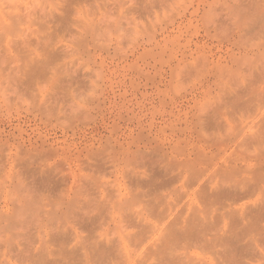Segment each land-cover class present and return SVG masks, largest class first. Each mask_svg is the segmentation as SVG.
I'll return each instance as SVG.
<instances>
[{"label": "rangeland", "instance_id": "374dc122", "mask_svg": "<svg viewBox=\"0 0 264 264\" xmlns=\"http://www.w3.org/2000/svg\"><path fill=\"white\" fill-rule=\"evenodd\" d=\"M0 132V264H106L53 261L100 196L112 264H264V0H0Z\"/></svg>", "mask_w": 264, "mask_h": 264}, {"label": "bare ground", "instance_id": "6f19581e", "mask_svg": "<svg viewBox=\"0 0 264 264\" xmlns=\"http://www.w3.org/2000/svg\"><path fill=\"white\" fill-rule=\"evenodd\" d=\"M1 134V132H0ZM9 143L6 141H3L0 137V162L3 160V157L7 154H5L6 151H9V147L7 146ZM3 146H7L3 149H1ZM163 154V153H162ZM165 154V153H164ZM163 154V155H164ZM162 155V156H163ZM160 157V156H159ZM163 156L162 159H167V163L161 164L163 168L170 167L174 164L173 161H168V158ZM159 158V162L162 163V160ZM173 162V163H172ZM253 183L260 181V184L263 181V178H254L251 180ZM143 181H135L136 184L141 183ZM252 187V184L250 185ZM200 189L203 193H210L213 194V196L220 195L222 197H226L229 195V193L235 192V190H228L225 189L218 185L217 183L212 184L210 181L205 182L204 184L200 185ZM224 190V191H222ZM222 191V192H221ZM240 192H247L245 188H242ZM149 194H152L151 191H148ZM151 197L154 199L155 196L151 195ZM118 204H121L124 202V205H128L127 201H123L122 198H120ZM109 201V200H108ZM77 211L79 212V216L83 224L85 223L84 227L85 230L87 231V245H66L67 238L71 236L66 232V228L58 225L55 229V232L53 233V237L57 238L59 242V245H55V247L59 250L58 251V258L53 259L54 262H57L60 258H63L65 262H68L71 259H74L76 254L81 255L82 257L86 259H89L91 256H97L98 261L105 262L106 264H112V258L113 257H119L121 256L119 252L120 250L117 249L116 245H112V240L111 239H106L102 243L96 242L93 239V232H94V227L96 225V222H99L100 216L103 211H106V215L108 214V207H107V202L103 196L100 197H94L92 199L85 200L83 202L84 206H81V202H77ZM229 206V205H227ZM224 207V205H223ZM250 209H252L254 212H251L250 214L255 217V218H261L264 216V201H260L258 203L253 202ZM138 216V213H137ZM137 216L135 217L137 219ZM199 216L202 220H205L208 216L206 211L202 210L199 212ZM33 217L36 218L38 217L37 215L33 214ZM103 222V219L102 221ZM100 222V223H101ZM73 240L72 238H70ZM204 241V237L202 238ZM69 240V239H68ZM89 244V245H88ZM92 253H91V251ZM119 250V251H118ZM122 254V253H121ZM238 254V253H236ZM149 262V263H148ZM50 263V262H49ZM140 264H205L202 263L200 260H191L189 259L185 253L181 250H178L174 247V245H160L159 247L154 248L152 251L148 253L146 258L142 256V259L139 261Z\"/></svg>", "mask_w": 264, "mask_h": 264}]
</instances>
